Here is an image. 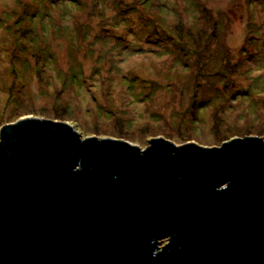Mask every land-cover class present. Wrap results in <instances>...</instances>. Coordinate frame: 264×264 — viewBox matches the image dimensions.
Returning a JSON list of instances; mask_svg holds the SVG:
<instances>
[{
    "label": "rangeland",
    "instance_id": "rangeland-1",
    "mask_svg": "<svg viewBox=\"0 0 264 264\" xmlns=\"http://www.w3.org/2000/svg\"><path fill=\"white\" fill-rule=\"evenodd\" d=\"M25 118L141 150L264 140V0H0V130Z\"/></svg>",
    "mask_w": 264,
    "mask_h": 264
},
{
    "label": "water",
    "instance_id": "water-1",
    "mask_svg": "<svg viewBox=\"0 0 264 264\" xmlns=\"http://www.w3.org/2000/svg\"><path fill=\"white\" fill-rule=\"evenodd\" d=\"M0 264H264V140L141 150L47 120L4 126Z\"/></svg>",
    "mask_w": 264,
    "mask_h": 264
},
{
    "label": "trees",
    "instance_id": "trees-1",
    "mask_svg": "<svg viewBox=\"0 0 264 264\" xmlns=\"http://www.w3.org/2000/svg\"><path fill=\"white\" fill-rule=\"evenodd\" d=\"M193 44L190 43V46H192Z\"/></svg>",
    "mask_w": 264,
    "mask_h": 264
}]
</instances>
